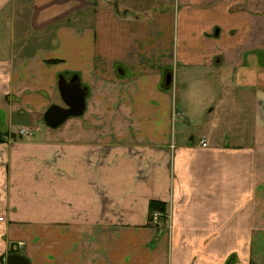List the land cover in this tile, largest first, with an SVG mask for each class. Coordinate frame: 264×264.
<instances>
[{
    "label": "crops",
    "instance_id": "0c3cea01",
    "mask_svg": "<svg viewBox=\"0 0 264 264\" xmlns=\"http://www.w3.org/2000/svg\"><path fill=\"white\" fill-rule=\"evenodd\" d=\"M175 66L235 79L221 142L176 138ZM0 134L29 264H264V0H0Z\"/></svg>",
    "mask_w": 264,
    "mask_h": 264
},
{
    "label": "rangeland",
    "instance_id": "374dc122",
    "mask_svg": "<svg viewBox=\"0 0 264 264\" xmlns=\"http://www.w3.org/2000/svg\"><path fill=\"white\" fill-rule=\"evenodd\" d=\"M173 70L177 75L172 88L176 113L172 128L173 133L177 134L176 138L188 140L192 137L196 140L212 130L215 132L212 137L218 139L216 141L221 142L229 136L227 132L234 115H228L226 103L219 98L223 93L231 94L235 87V79L232 81L233 88L231 86L225 88L219 82L220 77L215 76L214 71L206 72L204 67L175 66ZM5 136L6 134H0V143L7 142ZM3 202L6 203L5 198H1L0 204ZM3 207L0 206V264H5V259L9 255L17 254L24 257L27 254L24 241L12 240L13 222L8 219L11 211L6 206Z\"/></svg>",
    "mask_w": 264,
    "mask_h": 264
},
{
    "label": "water",
    "instance_id": "95a60500",
    "mask_svg": "<svg viewBox=\"0 0 264 264\" xmlns=\"http://www.w3.org/2000/svg\"><path fill=\"white\" fill-rule=\"evenodd\" d=\"M172 76L167 74L165 78L166 86L171 84ZM58 92L65 106H51L44 113L43 120L50 128H57L69 118L82 116L86 110V95L78 83V78L74 77L67 83L62 77L59 78ZM5 264H29L28 260L21 255H9L5 259Z\"/></svg>",
    "mask_w": 264,
    "mask_h": 264
},
{
    "label": "trees",
    "instance_id": "16d2710c",
    "mask_svg": "<svg viewBox=\"0 0 264 264\" xmlns=\"http://www.w3.org/2000/svg\"><path fill=\"white\" fill-rule=\"evenodd\" d=\"M150 209L152 211L156 210V211L164 212V206H163V204H161L159 202H151Z\"/></svg>",
    "mask_w": 264,
    "mask_h": 264
},
{
    "label": "built area",
    "instance_id": "2783aa9c",
    "mask_svg": "<svg viewBox=\"0 0 264 264\" xmlns=\"http://www.w3.org/2000/svg\"><path fill=\"white\" fill-rule=\"evenodd\" d=\"M23 132H20V134H22ZM200 146L202 147V148H205L206 147V143H205V141H201L200 142ZM159 217V215L157 214V213H155L154 215H153V220H157V218Z\"/></svg>",
    "mask_w": 264,
    "mask_h": 264
},
{
    "label": "flooded vegetation",
    "instance_id": "af4514ba",
    "mask_svg": "<svg viewBox=\"0 0 264 264\" xmlns=\"http://www.w3.org/2000/svg\"><path fill=\"white\" fill-rule=\"evenodd\" d=\"M70 81H71V78L67 81V83H70ZM63 108H65V106H63Z\"/></svg>",
    "mask_w": 264,
    "mask_h": 264
}]
</instances>
